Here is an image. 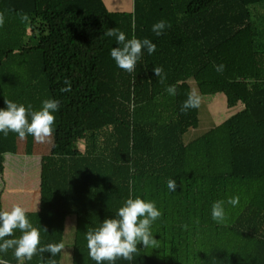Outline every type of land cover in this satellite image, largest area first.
Returning <instances> with one entry per match:
<instances>
[{
  "label": "trees",
  "instance_id": "trees-1",
  "mask_svg": "<svg viewBox=\"0 0 264 264\" xmlns=\"http://www.w3.org/2000/svg\"><path fill=\"white\" fill-rule=\"evenodd\" d=\"M132 3L126 13L109 12L102 0H0V108L6 100L33 110L60 101L39 211L28 219L46 245L63 242L65 220L74 217L71 264H95L84 233L140 196L162 215L152 225L156 247L138 244L131 264H264V53L254 45L250 12L264 0ZM160 20L170 27L156 36L151 28ZM111 28L150 39L156 51L125 72L110 57L118 46L106 35ZM190 82L200 96L222 94L227 108L241 109L184 142L199 125L198 108L181 112ZM19 140L0 134V176L3 155H15ZM233 196L238 206L226 205L224 223L213 221V202ZM48 256L24 264H47ZM0 259L18 263L12 250Z\"/></svg>",
  "mask_w": 264,
  "mask_h": 264
},
{
  "label": "clouds",
  "instance_id": "clouds-1",
  "mask_svg": "<svg viewBox=\"0 0 264 264\" xmlns=\"http://www.w3.org/2000/svg\"><path fill=\"white\" fill-rule=\"evenodd\" d=\"M22 21H27L26 14H20ZM5 23V14L0 12V27ZM170 27L165 20L157 21L152 25L151 31L160 36ZM108 37H114L118 45L110 51V57L116 66L127 73H133L138 62L146 52L152 55L156 51V45L148 38H137L132 36L126 38V34L118 28L107 31ZM218 73L224 71V65L215 66ZM156 77L162 83L166 78L161 66L152 68ZM66 87L62 91L71 90L70 82L65 80ZM170 96L177 94L176 87L169 85L166 88ZM201 97L195 92L187 94V99L181 105V112L199 108ZM60 110V101L57 99H46L42 101L39 110H33V106L17 103L12 100L5 101V107L0 108V134L8 136L15 133L20 139L32 136L37 143L50 142L56 128L55 114ZM176 181L169 179L167 187L171 192L176 189ZM239 196H233L226 201L221 199L213 202L211 206V218L217 223H224L227 219L226 205L236 207L239 204ZM162 215L155 201L141 198L140 196L129 197L117 210L115 216L105 218L98 227L89 229L84 233L88 255L95 264H115L118 259L133 261L134 254L140 249L137 245L142 244L144 248H155L158 240L154 238L152 225ZM41 227L34 226L27 216V210L19 204L10 209L0 210V254L12 250L18 264L31 261L34 255L48 253L47 264H56L53 259L64 249L63 242L41 243ZM46 231L45 229H43ZM20 232L16 237L14 233ZM0 264H8L0 259Z\"/></svg>",
  "mask_w": 264,
  "mask_h": 264
},
{
  "label": "rangeland",
  "instance_id": "rangeland-1",
  "mask_svg": "<svg viewBox=\"0 0 264 264\" xmlns=\"http://www.w3.org/2000/svg\"><path fill=\"white\" fill-rule=\"evenodd\" d=\"M193 91L198 94L195 84L190 82V92ZM200 97L201 103L198 108L199 125L196 129L184 135V142L198 138L213 126L219 125L232 116L239 108L238 106L235 108H227L222 94ZM18 142V152L13 156H5L3 164L4 174L0 177L2 178V180L0 179V184L6 186L2 199L5 198L7 194L8 203L13 206L15 204H23L20 199L22 198L25 200L24 203H33L32 210L29 211L28 209L27 212H37L40 207V189L43 183L42 167L48 162L51 140L50 142L41 144L37 143L32 137L31 140L25 139L24 141V139H20ZM24 143L25 145L23 146ZM73 225H75V218H66L63 234V243L65 247L62 250L60 264L71 263L74 232Z\"/></svg>",
  "mask_w": 264,
  "mask_h": 264
},
{
  "label": "crops",
  "instance_id": "crops-1",
  "mask_svg": "<svg viewBox=\"0 0 264 264\" xmlns=\"http://www.w3.org/2000/svg\"><path fill=\"white\" fill-rule=\"evenodd\" d=\"M104 3L106 9L109 12H126V13H131L133 9V0H102ZM250 12H251V21L252 24L255 28V37H254V45L257 49V51L264 53V3L254 5L250 7ZM240 107V106H238ZM241 108H238V110ZM237 110V111H238ZM18 143V141H17ZM18 152V149H17ZM16 152V153H17ZM9 154L3 155V164L5 161V156ZM13 156V155H11ZM4 168V167H3ZM4 174V170H3ZM2 174V175H3ZM2 175L0 177H2ZM2 180V178H0ZM0 180V181H1ZM3 183V182H1ZM6 190V186L3 184H0V210H6L10 209L12 207V204L8 203V195L6 194L5 198L4 197V191ZM21 199V204L20 206L26 207V210L29 209V211L32 210V202L28 204V202L24 203V199ZM74 226V225H73ZM71 264V263H70Z\"/></svg>",
  "mask_w": 264,
  "mask_h": 264
},
{
  "label": "built area",
  "instance_id": "built-area-1",
  "mask_svg": "<svg viewBox=\"0 0 264 264\" xmlns=\"http://www.w3.org/2000/svg\"><path fill=\"white\" fill-rule=\"evenodd\" d=\"M16 264H18V263H16Z\"/></svg>",
  "mask_w": 264,
  "mask_h": 264
}]
</instances>
